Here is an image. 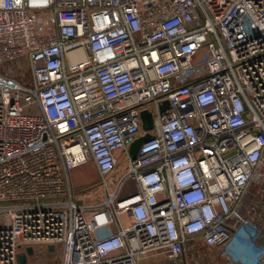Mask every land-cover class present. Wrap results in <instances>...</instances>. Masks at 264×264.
Returning <instances> with one entry per match:
<instances>
[{
    "label": "built area",
    "instance_id": "obj_1",
    "mask_svg": "<svg viewBox=\"0 0 264 264\" xmlns=\"http://www.w3.org/2000/svg\"><path fill=\"white\" fill-rule=\"evenodd\" d=\"M263 228L264 0H0V264H189Z\"/></svg>",
    "mask_w": 264,
    "mask_h": 264
},
{
    "label": "rangeland",
    "instance_id": "obj_2",
    "mask_svg": "<svg viewBox=\"0 0 264 264\" xmlns=\"http://www.w3.org/2000/svg\"><path fill=\"white\" fill-rule=\"evenodd\" d=\"M204 52H201V55ZM29 113L39 114L36 110H32ZM72 181L75 187V193L77 200L83 204H97L100 203L103 197V192L100 187V177L99 173L94 165V163H87L79 168L75 169L71 173ZM99 191V192H98ZM96 193L97 195H93ZM84 194H89V198H84ZM199 249V255L194 252H187L189 258V264H230L229 256L231 252H226L224 250L209 251L204 247L202 242H198L196 245ZM192 247V245H190ZM206 261L203 260V258ZM208 258V259H207ZM166 259H163V263H166ZM195 261V262H194ZM145 264L151 263V260H146ZM157 264V263H156Z\"/></svg>",
    "mask_w": 264,
    "mask_h": 264
},
{
    "label": "water",
    "instance_id": "obj_3",
    "mask_svg": "<svg viewBox=\"0 0 264 264\" xmlns=\"http://www.w3.org/2000/svg\"><path fill=\"white\" fill-rule=\"evenodd\" d=\"M168 106V102L165 103L163 109H165ZM142 119H143V129L147 132V134L145 136H142L141 138H139L138 140H136L130 149L131 155L133 157H136L137 154L140 151V148L142 146V144H144L145 142L149 141L151 139V134H149V131L152 130L154 128V119H153V115L151 112L145 110L142 112ZM257 242L262 244L264 246V228L261 231L260 235L257 237ZM49 249L51 251H54V246H50ZM254 251L259 253V258L256 261V264H261L264 260V250L261 248H254ZM33 249L29 248L28 249V254L29 255H33ZM237 264H240L239 261L235 260ZM19 262L20 264H27V256L26 255H20L19 256Z\"/></svg>",
    "mask_w": 264,
    "mask_h": 264
},
{
    "label": "clouds",
    "instance_id": "obj_4",
    "mask_svg": "<svg viewBox=\"0 0 264 264\" xmlns=\"http://www.w3.org/2000/svg\"><path fill=\"white\" fill-rule=\"evenodd\" d=\"M254 248L255 245L252 244L251 237L247 232H243V235H241V232H237L225 251H230L232 258L239 261L240 264H256L259 253L255 252Z\"/></svg>",
    "mask_w": 264,
    "mask_h": 264
}]
</instances>
